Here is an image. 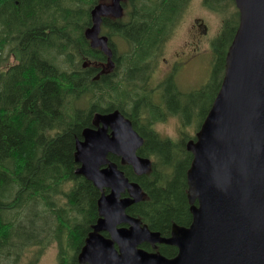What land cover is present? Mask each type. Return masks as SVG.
<instances>
[{"label":"trees","instance_id":"1","mask_svg":"<svg viewBox=\"0 0 264 264\" xmlns=\"http://www.w3.org/2000/svg\"><path fill=\"white\" fill-rule=\"evenodd\" d=\"M68 2L0 0L2 264H17V251L41 245L42 240L37 238L42 236L58 245V264H79L77 255L90 227L98 219L97 202L101 193L91 182L75 174L78 166L75 162L76 142L82 139L83 130L93 125L97 113L114 109H120L144 137L146 143L139 155L151 157L154 161L153 170L148 175L137 176L130 166L122 165L119 158L110 156L130 181L139 183L146 192L145 200L131 206L127 212L141 218L151 230L163 236L170 234L174 223L188 226L192 222L187 199V171L192 154L186 149L183 130L191 124L190 119L194 116L200 118L198 127L202 124L220 89L228 49L239 26V12L235 11V16H231L228 11L235 7L234 0H204L211 11L225 15L221 32L213 45L214 60L209 81L200 89L186 93L173 81L171 84L166 80L161 103L155 104L146 97V106L137 95L128 101L111 96L122 88L115 73L103 75L99 81L93 80L107 63V57L99 50L90 49L84 34L92 22L94 0ZM175 2L133 0L128 19L106 23L104 28L111 37L121 38L128 46L126 51L117 55L119 74H131L125 86L128 91L135 84L134 71L139 65L148 68L151 61L161 55V48L171 37L176 16L181 10ZM77 15L81 18L77 19ZM2 20L7 23L2 24ZM85 63L91 66L85 67ZM165 112L181 121L177 140L162 137L155 129L156 124L165 118ZM40 219L43 225L35 232ZM143 248L152 250L149 245ZM159 250L167 257L177 254V249L170 246H159Z\"/></svg>","mask_w":264,"mask_h":264},{"label":"water","instance_id":"2","mask_svg":"<svg viewBox=\"0 0 264 264\" xmlns=\"http://www.w3.org/2000/svg\"><path fill=\"white\" fill-rule=\"evenodd\" d=\"M125 1L96 5L85 32L111 69L114 53L101 26L104 17H122ZM234 1L240 23L222 85L195 140L186 143L193 155L187 172L192 223L174 224L164 237L127 213L145 192L109 156L138 175L152 170V160L138 154L144 139L120 110L97 114L76 142V175L101 191L80 264H264V0ZM143 244L173 246L178 254L168 258Z\"/></svg>","mask_w":264,"mask_h":264},{"label":"rangeland","instance_id":"3","mask_svg":"<svg viewBox=\"0 0 264 264\" xmlns=\"http://www.w3.org/2000/svg\"><path fill=\"white\" fill-rule=\"evenodd\" d=\"M198 2H201V6L195 7L194 3V6H192V8L186 14L183 23L179 25L173 38L166 44L164 54L158 61L157 71L153 74L150 90L156 89L162 84V81L166 77V74H164L163 71L171 66L174 55L184 50L185 43L186 41H188V31L190 25L192 24V21L190 24V20L195 17L202 18L208 27L207 34L205 36L206 43H204L203 48V61L206 62L203 65V68H201L200 70L185 71L182 76L176 79V84L183 92H189L193 89L199 88L200 86L208 82L214 57L213 45L219 33L221 32L225 17L221 14L208 11L202 4V0H196V3ZM232 10L233 12H231L230 15L235 16V11L237 10L235 7ZM117 47L120 54H122L126 50L125 43L117 42ZM163 59H167L168 63H164ZM132 91L138 92L137 83L133 86ZM131 96H133V92H131ZM190 121L191 124L185 127V129L183 130L185 136H189L196 132L199 125V117L196 116V118H191ZM180 127L181 121L178 117L174 115H166L165 119L162 122H158L156 124L155 129L162 137L177 140L179 139ZM40 208L42 209V207ZM34 212L35 211H33L32 213ZM32 222L35 226V217L32 218ZM38 239L42 240V244L34 248L27 249L24 253L21 264H29L30 261H34V258L37 256V254L40 253L43 254L40 256L37 264H57V244L51 243L47 236H42Z\"/></svg>","mask_w":264,"mask_h":264},{"label":"flooded vegetation","instance_id":"4","mask_svg":"<svg viewBox=\"0 0 264 264\" xmlns=\"http://www.w3.org/2000/svg\"><path fill=\"white\" fill-rule=\"evenodd\" d=\"M99 2L111 4L113 0H94L93 6H96ZM132 2L133 0H127L123 3L124 19H128V12L132 8ZM194 3H195V7L201 6V2L196 3V0H176L175 5L176 4L177 6L179 5L181 10L176 16L173 33L161 48V55L158 58H156L154 61L158 62L159 59H161V57L164 54L166 44L173 38L179 25L183 23L186 14L192 8V6H194ZM202 4L208 11L211 12V10L205 6L204 0H202ZM120 20L122 19H114V17L112 16L104 18L103 20L101 36H106L108 38V44L110 47H112L113 51L115 47H117V41H116L117 38L116 39L112 38L104 27L106 23H110V24L119 23ZM190 24L191 25L187 37L188 41H186L185 43V48L180 53H176L174 55L171 66L163 71V73L166 74V77L164 78L162 84L158 88L150 90L153 74L157 71V64L154 63V61H151L150 66L148 68L147 67L143 68L142 65L141 66L139 65L138 69L134 71L133 75L135 78V84L137 83L138 85V92L136 93V95L138 97V100H140L144 106H146L144 103V99H146V97H149L151 101H153L155 104L161 103L162 87H164L163 84L166 80H169L170 82L173 81L174 83H176V79L182 76L183 73H185V71H196L203 68V65L206 62L203 61V56H204L203 48H204V43H206L205 36L207 34L208 27L205 24V21L199 17H195L191 19ZM163 61L164 63H168L167 59H163ZM119 72L120 71H118V73ZM130 75L131 74L122 76L118 74L117 77L118 85H120L121 87L122 85H125L127 87L128 79Z\"/></svg>","mask_w":264,"mask_h":264},{"label":"bare ground","instance_id":"5","mask_svg":"<svg viewBox=\"0 0 264 264\" xmlns=\"http://www.w3.org/2000/svg\"><path fill=\"white\" fill-rule=\"evenodd\" d=\"M9 1H10V0H9ZM14 1H15V0H14ZM24 1H25V0H24ZM26 1H27V0H26ZM73 1H74V0H73ZM50 2H52V1H50ZM50 2H49V3H50ZM69 2H70V0H69ZM69 2H68V3H69ZM71 2H72V1H71ZM75 2H76V1H75ZM78 2H79V1H78ZM2 3H3V2H2ZM53 3H54V2H53ZM76 3H77V2H76ZM11 4H12V3H11ZM55 4H56V3H55ZM3 5H4V4H3ZM17 5H18V4H17ZM17 5H15V6H17ZM22 5H23V4H22ZM4 6H5V5H4ZM13 6H14V5H13ZM24 6H25V5H24ZM24 6H23V7H24ZM32 6H33V5H32ZM1 7H2V6H1ZM19 7H21V6H19ZM33 7H34V6H33ZM45 7H46V6H45ZM13 8H14V7H13ZM31 8H32V7H31ZM58 8H59V7H58ZM67 8H69V7H67ZM70 8H71V7H70ZM6 9H7V7H6ZM8 9H9V8H8ZM25 9H26V8H25ZM61 9H62V8H61ZM0 10H1V9H0ZM4 10H5V9H4ZM14 10H15V9H14ZM28 10H29V9H28ZM30 10H31V9H30ZM42 10H43V9H42ZM46 10H47V9H46ZM65 10H67V9H65ZM50 11H51V10H50ZM70 11H71V9H70ZM83 11H84V9H83ZM6 12H7V11H6ZM24 12H25V11H24ZM28 12H29V11H28ZM54 12H56V11H54ZM14 13H15V11H14ZM19 13H21V12H19ZM56 13H57V12H56ZM11 14H13L12 11H11ZM23 14H24V13H23ZM23 14H22V15H23ZM26 14H27V13H26ZM44 14H45V13H44ZM81 14L83 15L84 13H80V15H81ZM14 15H15V14H14ZM14 15H13V16H14ZM74 15H75V13H74ZM80 15H79V16H80ZM84 15H86V14H84ZM77 16H78V15H77ZM79 16L77 17V19L79 18ZM49 17H50V16H49ZM82 17H83V16H82ZM15 18H16V16H15ZM38 18H39V17H38ZM38 18H37V19H38ZM80 18H81V17H80ZM80 18H79V19H80ZM83 18H84V17H83ZM11 20H12V19H11ZM15 20H16V19H15ZM30 20H31V19H30ZM35 20H36V19H35ZM82 20H83V19H82ZM7 21H8V20H7ZM28 21H29V20H28ZM28 21H27V22H28ZM48 21H49V20H48ZM52 21H53V20H52ZM78 21H79V20H78ZM34 22H35V21H34ZM37 22H38V21H37ZM40 22H41V20H40ZM54 22H56V21H54ZM57 22H58V21H57ZM3 23H4V22H3V20H2V24H3ZM5 23H7V22H5ZM5 23H4V24H5ZM14 23H15V22H14ZM44 23H45V21H44ZM44 23H42V24L44 25ZM49 23H51V22H49ZM49 23H47V24H49ZM58 23H59V22H58ZM9 24H10V23H8V24H6V25L9 26ZM32 24H33V23H32ZM37 24H38V23H37ZM56 24H57V23H56ZM12 25H13V24H12ZM19 25H21V24H19ZM49 25H50V24H49ZM49 25H48V28H49ZM54 25H55V24H54ZM17 26H18V25H17ZM17 26H14V27H17ZM32 26H33V25H32ZM55 26H56V25H55ZM38 27L41 28V26H38ZM51 27H53V26H51ZM7 29H8V28H7ZM12 29H13V28H12ZM15 29H16V28H14V30H15ZM26 29H27V28H26ZM37 29H38V28H37ZM16 30H17V29H16ZM28 30H30V29H28ZM45 30H46V28H45ZM9 31H10V30H9ZM30 31H31V30H30ZM124 31H125V30H124ZM10 32H11V31H10ZM7 33H8V32H7ZM13 33H14V32H13ZM8 34H9V33H8ZM8 34H7V35H8ZM15 34H16V32H15ZM19 34H21V32H19ZM22 34H23V33H22ZM69 38H70V37H69ZM70 40H71V39H70ZM70 42H71V41H70ZM79 43H80V42H79ZM81 43H82V42H81ZM83 43H84V42H83ZM79 46H80V45H79ZM83 46H84V45H83ZM85 47H86V46H84V48H85ZM89 48H90V47H89ZM90 49H91V48H90ZM45 50H46V49H45ZM86 50H87V49H86ZM95 55H96V54H95ZM89 56H90V55H89ZM67 61H68V60H67ZM65 64H66V63H65ZM67 64H68V63H67ZM77 64H78V63H77ZM80 64H81V61H80ZM62 65H63V64H62ZM42 68H43V67H42ZM42 68H41V69H42ZM48 68H49V67H48ZM53 68H54V67H53ZM55 68H56V67H55ZM72 70H73V69H72ZM79 70H80V69H79ZM78 72H79V71H78ZM91 72H92V71H91ZM53 73H54V72H53ZM79 73H80V72H79ZM52 75H53V74H52ZM72 75H74V74H72ZM80 76H81V75H80ZM84 76H85V75H84ZM85 77H86V76H85ZM50 79H51V78H50ZM84 79H85V78H84ZM86 79H87V77H86ZM53 80H54V79H53ZM57 80H58V79H57ZM61 80H62V79H61ZM71 82H72V81H71ZM73 82H74V81H73ZM82 83H83V82H82ZM72 84H73V83H72ZM86 84H87V83H86ZM57 85H59V84H57ZM90 85H91V84H90ZM59 87H60V85H59ZM66 87H67V86H66ZM76 87H77V86H76ZM81 87H82V85H81ZM81 87H79V88H81ZM73 90H74V89H73ZM91 90H93V89H91ZM71 91H72V90H71ZM82 91H83V90H82ZM79 93H80V92H79ZM94 93H95V92H94ZM94 93H93V94H94ZM102 94H103V93H102ZM110 95H111V94H110ZM100 96H101V95H100ZM102 96H104V94H103ZM106 96H107V95H106ZM92 98H93V97H92ZM95 99H96V98H95ZM101 99H102V98H101ZM98 100H99V99H98ZM2 101H3V100H2ZM103 101H105V100H103ZM181 103H182V102H181ZM157 111H158V110H157ZM150 133H151V132H150ZM145 137H146V136H145ZM151 138H152V137H151ZM151 138H150V139H151ZM154 138H155V137H154ZM154 138H152V139H154ZM154 141H155V140H154ZM154 141H153V142H154ZM157 141H158V140H157ZM153 142H151V143H153ZM53 143H54V142H53ZM145 143H146V142H145ZM159 143H160V142H159ZM150 146H152V145H150ZM151 149H152V148H151ZM152 150H153V149H152ZM162 150H163V149H162ZM14 172H15V171H14ZM25 172H26V171H25ZM17 173H18V172H17ZM12 174H13V173H12ZM15 175H16V174H14V176H15ZM23 175H24V174H23ZM24 176H25V175H24ZM8 177H9V176H8ZM28 177H29V176H28ZM39 178H40V177H39ZM62 178H63V177H62ZM13 179L15 180V178H13ZM13 179H12V180H13ZM25 179H26V178H25ZM57 179H58V178H57ZM10 180H11V179H10ZM25 181H26V180H25ZM42 181H43V180H42ZM67 181H68V180H67ZM6 182H7V181H6ZM15 182H16V181H15ZM18 182H19V181H18ZM21 182H22V181H21ZM27 182H28V181H27ZM57 182H58V181H57ZM57 182H56V183H57ZM9 183H10V182H9ZM13 183H14V182H13ZM21 184H22V183H21ZM24 184H25V183H24ZM26 184H27V183H26ZM50 184H51V183H50ZM63 185H64V184H63ZM44 187H46V186H44ZM59 187H61V186L59 185ZM44 189H45V188H44ZM53 189H54V187H53ZM56 190H57V189H56ZM61 190H62V189H61ZM47 191H48V190H47ZM50 191H51V190H50ZM46 193H47V192H46ZM17 194H18V193H17ZM16 197H17V196H16ZM96 221H97V220H96ZM77 247H78V246H77ZM72 248H73V246H72ZM73 249H75V248H73ZM73 251H74V250H73Z\"/></svg>","mask_w":264,"mask_h":264}]
</instances>
